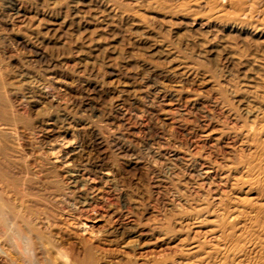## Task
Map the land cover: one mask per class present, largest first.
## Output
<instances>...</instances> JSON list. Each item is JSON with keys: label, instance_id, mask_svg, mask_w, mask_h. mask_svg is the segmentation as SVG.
Returning <instances> with one entry per match:
<instances>
[{"label": "rangeland", "instance_id": "1", "mask_svg": "<svg viewBox=\"0 0 264 264\" xmlns=\"http://www.w3.org/2000/svg\"><path fill=\"white\" fill-rule=\"evenodd\" d=\"M92 1L93 0H0V90H3V87H5V90H3L4 92L7 90L5 92L6 95L1 93L3 91L0 92V101L3 102H0V110H5L6 112L9 110L7 114L4 112L0 114V123L3 121L6 126H12H7L10 130L0 134V140L2 141V144L0 141L2 145H0V157L2 158L0 159H5L3 160L5 163L0 160V164L3 166H0V169H5L8 174H12L14 171L12 177L16 182L24 183L32 192L35 190L37 191V193L36 191L33 192L36 198L35 204H37L36 207L35 204L33 207L38 208V213L41 212L35 215L38 217V219L37 217L35 218V226L38 224L40 227L37 225L36 229L38 228V230L35 229L37 232L35 231V234H32L30 246L33 248L38 259L45 261V264L51 263V260H48L49 262L45 260L49 258V255L51 259V254L55 257H53L54 259L52 258V261L54 260L56 262H52L53 264H74V262L75 264H81L84 256L87 257L82 261V263L85 262L84 264H91L92 262V264H124L126 262H129L126 264H132L133 261L137 264H141L150 262L152 259H159L163 255L170 254L174 250H177L179 247L177 244L186 236H194L195 238V236L199 237L204 235L202 230L205 228H202L193 221L194 209L192 206L205 202V198H201L203 193L207 196V199H210L208 200L209 204L213 205L212 202L214 199L211 198V196L214 195V191L212 190V185L214 182H219V180L217 181L216 179H220L219 177L222 176L223 172L229 168L228 163L230 162L228 161H231L232 156L241 150L240 140L239 137H237L238 134L234 132L233 135V131H237V126H239L238 123H240V121L251 119L246 109L252 107L256 103L257 95L264 90V72H261L264 71V41L258 38L256 42L257 37L253 34V31L250 30L251 26L249 25L251 23H260L259 17L255 16L256 13L253 14L254 16L252 15L253 18L250 17V19H248V22L250 20L251 23L247 22L246 25H242L233 22L228 14H226L227 16L225 14L218 15V9L216 10L212 7V12L209 6L210 4L203 3V0H190L192 3L189 0H184L183 2L181 0H176L177 2L175 0ZM180 2L184 4L181 6ZM185 4H187V6ZM178 5H180V7H178ZM194 6L198 8L196 9ZM199 8L200 10H198ZM99 9L104 12H101ZM163 9H166L167 12ZM193 10L196 12H193ZM197 10L199 12L202 11V13H198ZM203 10L204 12H210H205V14ZM133 11L137 12V16L133 14ZM188 12L190 13L188 14ZM163 13L164 15H162ZM193 13H195V16H193ZM210 13L212 15H210ZM138 14H140L141 20ZM171 15H175V17ZM168 16L170 19L172 18L171 21ZM178 17L180 21L182 20L181 23L178 21ZM206 17L209 20H207ZM225 17L229 18L225 20ZM149 18L152 19L150 20ZM157 20L161 23H157ZM198 20L201 21L202 24H200ZM237 31L240 32L238 33ZM178 32L181 33L177 35ZM247 34L249 35L248 39ZM209 35L213 36L210 37ZM239 35L241 38L238 37ZM220 36H222L225 41L222 37V39H219ZM240 39L243 42L240 41ZM248 40L250 42H248ZM199 41H201V45L198 43ZM233 41H235L240 48L237 47V44ZM218 42L221 44H218ZM204 43H206V45H204ZM223 43L226 44L223 45ZM189 44L191 46H188ZM243 45H245V47L247 46L248 52L244 50L245 47ZM163 46H165V48ZM211 46L212 49H210ZM217 47H220V52ZM225 47L231 50L225 49ZM207 48L208 50H206ZM213 48L218 49V51H214ZM39 51L45 53H42L44 55L40 58L37 56V52ZM216 54H218L219 57H216ZM213 55L215 56L212 57ZM236 55H239L241 58L239 56L236 57ZM239 58L240 61L238 60ZM42 59L44 60L42 61ZM46 59L50 61H48V67ZM216 59L218 61H216ZM258 60L263 61V63ZM55 64H57V66ZM244 64H246V66ZM154 65H156V68ZM51 66L52 68L50 69ZM146 66L153 67L154 70L150 71ZM200 66H202L203 69ZM142 67L145 68L143 69ZM255 70L257 71L255 72ZM54 71L56 72L54 73ZM169 71L171 73L175 71V73H167ZM165 72L167 74H165ZM48 73L65 81L67 83L66 86L58 87L53 84L51 85L48 82ZM153 73L155 74L154 76ZM31 75H33V77ZM251 75L254 80L256 78L255 81L252 78L248 79V76L251 77ZM261 75L263 78L260 77ZM31 80L34 83L31 82ZM45 82L48 84H45ZM223 82L225 84H223ZM244 82L248 84H244ZM39 84L41 87L37 88ZM34 85H36L35 88ZM253 85L255 87H253ZM46 87L48 89H46ZM253 88L256 89L252 90ZM250 90L251 93H249ZM15 91L17 93H14ZM48 91H50V93ZM45 92L49 93V96ZM19 95H21V102ZM226 95L230 98L226 97ZM231 95H233V97ZM27 96L30 97L28 98ZM189 96L194 97L190 98ZM147 97L149 101L150 99L153 100L150 102L152 104L154 103L155 107H158L154 108V104L148 103L149 101L146 100ZM242 98H246L245 101ZM167 100L169 104L165 103ZM194 101L198 104H192ZM4 102L6 104H4ZM114 102H117L116 107L121 106L120 108L122 109L116 108ZM201 102L202 104H200ZM211 102L214 105L211 104ZM246 102L248 103L245 105ZM24 103L26 105H24ZM199 104L205 106L201 107ZM234 104H236V106ZM181 105H183V107ZM196 105L203 109H198ZM10 106L13 108L8 109ZM27 106L28 108H26ZM179 106L180 109H178ZM207 106L210 107L209 111L206 109ZM195 107H197V109ZM243 107L246 109L244 110ZM241 108L243 110H241ZM161 109H163V111ZM169 109L172 113H169ZM159 110L161 111L159 112ZM173 110L175 111L173 112ZM183 110H186V113H184ZM189 110L192 111L190 112ZM180 112L183 113L181 114ZM192 113H194V115ZM206 113L210 114L208 115ZM8 114L11 116H8ZM165 115L167 116L165 117ZM178 117H180V120ZM182 123H185L184 125L186 126L184 127ZM180 124L182 127H178ZM13 127L17 129L14 130ZM212 127L215 131H212ZM77 128H81L84 133L77 130ZM219 130L222 132H219ZM9 131L12 133L10 134ZM200 133H202V135ZM12 134L16 135L13 136ZM209 134H211V136H208ZM214 134H216V138L220 137V139H215V136L213 137ZM225 136L227 138H224ZM60 137L65 140L68 139L70 142L75 140V142L80 144L81 149L83 148L82 152L85 159L89 155L87 158L88 160H84V163L86 162L84 165L76 166L79 168L81 167L76 173L79 175L81 174V177L86 175L84 178H87L85 179L86 187L83 188L85 191L83 196L86 199L89 198L87 200L89 205L84 206L85 209L79 204L82 196L80 197L78 193L76 194L75 192L72 194L70 193L71 191L68 192L66 186L68 183L66 182H68L69 176L65 170L60 168V166L58 167L56 163L51 165L47 163V156L45 154H49V146L51 147L52 145L55 147L56 140L57 138L58 140L61 139ZM49 140H51V142L53 141V143H49ZM4 144L6 147L9 145L8 147L10 148H5ZM232 145H234L236 149L234 146L232 147ZM229 150H231V152H229ZM177 156L183 161H180V158ZM94 164L105 169L107 168L110 171V178L112 180H107L110 184L102 178V174L100 175ZM204 164L208 166L206 167ZM223 168L224 170L220 172L219 169ZM201 169L204 171L208 169V171L204 173L205 176H203V179L198 175ZM75 171L72 172L74 173ZM37 173L38 175H35ZM14 174L17 177H15ZM197 175L199 178L196 177ZM19 177H26V179H21ZM87 180L91 181L87 182ZM210 181H212V184ZM103 182L106 185L103 184ZM209 183L210 186H207ZM200 185L202 188L199 187ZM92 187L94 188L91 189ZM45 188L46 190H42ZM89 189L91 190L89 191ZM183 192L185 193L183 194ZM197 192L199 194H197ZM9 193V191H6L5 196H8ZM193 193L197 197L193 198ZM8 197L14 199L12 193H10ZM195 198H199V200ZM77 200L79 201L77 202ZM14 201H16L15 204H20L16 198L11 201V203L13 204ZM40 201L43 205L39 203ZM18 204L16 206L20 207ZM58 204H60L59 207H57ZM44 211L46 212L44 213ZM79 211L80 213L78 214L80 217L77 214ZM87 215L89 216L87 217ZM39 217L42 218V220ZM43 218L46 219L47 222ZM195 224L197 226H195ZM41 226L45 229H41ZM183 235L184 237H182ZM33 238H35V240H33ZM35 242L36 246L34 245ZM12 244V248L9 247L11 248L9 250L15 249L14 241ZM173 244H175V247ZM35 248H38L40 253H37L38 249ZM88 251L91 252H89V256H87ZM49 252L51 253L49 254ZM39 255L41 257H39ZM89 257L90 262H87Z\"/></svg>", "mask_w": 264, "mask_h": 264}, {"label": "bare ground", "instance_id": "2", "mask_svg": "<svg viewBox=\"0 0 264 264\" xmlns=\"http://www.w3.org/2000/svg\"><path fill=\"white\" fill-rule=\"evenodd\" d=\"M93 1H95V0H93ZM92 1V2H93ZM102 1V0H101ZM100 1V2H101ZM158 1V0H157ZM168 1V0H167ZM170 1V0H169ZM176 1V0H175ZM178 1V0H177ZM176 1V2H177ZM182 2L184 1V0H181ZM186 1H188V0H186ZM185 1V2H186ZM190 1V0H189ZM192 1V0H191ZM190 1V2H191ZM197 1H199V0H197ZM202 1V0H201ZM204 2L203 3H205V4H210L209 6H210V8H211V11L213 10V8H215L216 10L218 9L219 11H218V15H222V14H228L229 15V17H231V19L233 20V22H237L238 24H242V25H246V23L248 22V19H250V17H252V15L254 14V13H256V15L255 16H257V17H259V21H260V23L259 24H252L251 23V21L249 20V22L251 23L249 26H251L250 27V30L251 31H253V34L254 35H256V42H257V39L258 38H261V40H263L264 41V0H203ZM81 2V1H80ZM194 2V1H193ZM87 3V2H86ZM97 3V2H96ZM104 3V2H103ZM108 3H110V2H108ZM160 3V2H159ZM174 3V2H173ZM192 3V2H191ZM190 3V4H191ZM71 4V3H70ZM95 4V3H94ZM99 4V3H98ZM101 4V3H100ZM157 4V3H156ZM172 4V3H171ZM178 4H179V2H178ZM184 4V3H183ZM183 4H181V2H180V5L182 6ZM189 4V5H190ZM197 4V3H196ZM200 4V3H199ZM86 5V4H85ZM102 5V4H101ZM107 5V4H106ZM115 5V4H114ZM113 5V6H114ZM180 5H178V7H180ZM186 6H187V4H185ZM201 5H202V3H201ZM169 6V5H168ZM175 6V5H174ZM173 6V7H174ZM176 6H177V4H176ZM175 6V7H176ZM205 6V5H204ZM91 7V6H90ZM98 7V6H97ZM112 7V6H111ZM195 7V6H194ZM200 7V6H199ZM202 7H203V5H202ZM201 7V8H202ZM213 7V8H212ZM112 8H114V7H112ZM140 8H142V7H140ZM162 8V7H161ZM161 8H160V10H161ZM168 8V7H167ZM185 8H187V7H185ZM196 9L198 8V7H195ZM207 8H208V6H207ZM90 9V8H89ZM88 9V10H89ZM92 9V8H91ZM172 9V8H171ZM174 9V8H173ZM184 9V8H183ZM194 9V8H193ZM204 9V8H203ZM92 10H94V9H92ZM100 10V9H99ZM133 10V9H132ZM163 10H165L166 11V9H163ZM177 10V9H176ZM179 10V9H178ZM198 10H200V8L198 9ZM197 10V11H198ZM205 10V9H204ZM204 10H203V12H204ZM101 11V10H100ZM103 11V10H102ZM101 11V12H102ZM134 11H138V10H134ZM133 11V12H134ZM187 11V10H186ZM188 11H189V8H188ZM195 10H193V12H194ZM104 12V11H103ZM110 12V11H109ZM115 12V11H114ZM145 12V11H144ZM167 12V11H166ZM192 12V11H191ZM196 12V11H195ZM206 12V11H205ZM204 12V13H205ZM208 12H210V11H208ZM208 12H206V13H208ZM213 12V11H212ZM136 13L137 12H134L133 14L135 15V16H137L136 15ZM190 12H188V14H189ZM198 13H202V11L201 12H199L198 11ZM197 13V14H198ZM205 13V14H206ZM98 14V13H97ZM132 14V13H131ZM166 14V13H165ZM179 14H180V12H179ZM182 14H183V12H182ZM192 14V13H191ZM194 15L193 16H195V13H193ZM91 15H93V14H91ZM140 14H138V17H139V19L141 18L140 16H139ZM162 15H164V13L162 14ZM177 15V14H176ZM210 15H212L211 13H210ZM215 15V14H214ZM224 15V16H225ZM120 16V15H119ZM148 16V15H147ZM149 16H151V15H149ZM172 16V15H171ZM197 16V15H196ZM201 16V15H200ZM204 16V15H203ZM227 16V15H226ZM254 16V15H253ZM107 17H109V16H107ZM137 17V18H138ZM145 17V16H144ZM151 17H153V16H151ZM167 17V16H166ZM165 17V18H166ZM172 17H175V15H173ZM187 17H188V15H187ZM198 17V16H197ZM209 17V16H208ZM215 17V16H214ZM214 17H213V20H214ZM217 17V16H216ZM229 17H225V20L226 19H228ZM104 18V17H103ZM155 18V17H154ZM168 18H169V16H168ZM177 18V17H176ZM179 18V17H178ZM190 18V17H189ZM192 18V17H191ZM204 18V17H203ZM209 18H212V17H209ZM224 18V17H223ZM253 18V17H252ZM255 18V17H254ZM150 19V18H149ZM152 19V18H151ZM150 19V20H151ZM170 19V18H169ZM174 19V18H173ZM206 19H207V17H206ZM216 19H219V18H216ZM216 19H215V21H216ZM257 19V18H256ZM6 20V19H5ZM135 20V19H134ZM141 20V19H140ZM143 20V19H142ZM147 20V19H146ZM167 20V19H166ZM166 20H164V21H166ZM172 20V18L170 19V21ZM178 20V19H177ZM185 20H187V19H185ZM189 20V19H188ZM192 20V19H191ZM201 20V19H200ZM207 20H209V19H207ZM230 20V19H229ZM169 21V22H170ZM178 21H180V18H179V20ZM182 21V20H181ZM181 21H180V23H181ZM224 21V20H223ZM222 21V22H223ZM258 21V20H257ZM8 22V21H7ZM168 22V23H169ZM176 22V21H175ZM187 22V21H186ZM186 22H184V23H186ZM188 22H190V21H188ZM193 22H195V21H193ZM198 22L200 23V24H202L201 23V21H199L198 20ZM203 22H205V21H203ZM210 22V21H209ZM214 22V21H213ZM229 22V21H228ZM248 22V23H249ZM138 23V22H137ZM157 23H159V21L157 20ZM161 23V22H160ZM159 23V24H160ZM197 23V22H196ZM215 23V22H214ZM219 23V22H218ZM224 23V22H223ZM255 23V22H254ZM158 24V25H159ZM173 24V23H172ZM177 24H178V22H177ZM219 24H221V23H219ZM237 24V25H238ZM197 25H199V24H197ZM164 26V25H163ZM235 26H236V24H235ZM159 27V26H158ZM165 27V26H164ZM198 27V26H197ZM200 27V26H199ZM202 27V26H201ZM220 27H221V25H220ZM219 27V28H220ZM165 28H167V27H165ZM164 28V29H165ZM213 28H216V27H213ZM231 28H232V26H231ZM185 29V28H184ZM238 29V28H237ZM243 29H245V28H243ZM248 29V28H247ZM145 30V29H144ZM197 30V29H196ZM199 30H200V28H199ZM198 30V31H199ZM219 30V29H218ZM231 30V29H230ZM235 30V29H234ZM246 30V29H245ZM201 31V30H200ZM199 31V32H200ZM163 32H164V30H163ZM182 32V31H181ZM181 32H178V34L177 35H179V33H181ZM188 32V31H187ZM238 32V31H237ZM240 32V31H239ZM238 32V33H239ZM244 32V31H243ZM250 32V31H249ZM184 33V32H183ZM201 33V32H200ZM202 33H204V32H202ZM234 34L236 33V32H233ZM232 33V34H233ZM205 34V33H204ZM237 34V33H236ZM250 34V33H249ZM181 35V34H180ZM193 35V34H192ZM195 35V34H194ZM213 35H215V34H213ZM212 35V36H213ZM229 35V34H228ZM244 35V34H243ZM140 36V35H139ZM175 36V35H174ZM187 36V35H186ZM185 36V37H186ZM204 36V35H203ZM210 36V35H209ZM212 36H210V37H212ZM225 36V35H224ZM237 36V35H236ZM248 34H247V39H248ZM177 37V36H176ZM194 37V36H193ZM206 37H208V36H206ZM222 36H220V38L219 39H222L221 38ZM232 37V36H231ZM238 37H240L241 38V36L239 35ZM237 37V38H238ZM199 38V37H198ZM209 38V37H208ZM214 38H215V36H214ZM217 38V37H216ZM246 38V37H245ZM250 38V37H249ZM252 38V37H251ZM200 39V38H199ZM206 39V38H205ZM213 39V38H212ZM229 39V38H228ZM243 39V38H242ZM254 39V38H253ZM144 40V39H143ZM157 40V39H156ZM177 40V39H176ZM194 40V39H193ZM223 40H224V38H223ZM233 40V39H232ZM244 40V39H243ZM250 40H252V39H250ZM260 40V39H259ZM260 40V41H261ZM22 41H25V40H22ZM220 41V40H219ZM225 41V40H224ZM240 41H242L241 39H240ZM253 41V40H252ZM255 41V40H254ZM262 41V42H263ZM20 42V41H19ZM26 42V41H25ZM24 42V43H25ZM174 42V41H173ZM185 42V41H184ZM200 42L201 41H199L198 43L200 44ZM210 42H211V39H210ZM223 42V41H222ZM233 42H235V41H233ZM243 42V41H242ZM248 42H250L249 40H248ZM247 42V43H248ZM160 43V42H159ZM178 43H180V42H178ZM177 43V44H178ZM187 43V42H186ZM209 43V42H208ZM228 43V42H227ZM230 43V42H229ZM214 44H216V43H214ZM218 44H221V43H219L218 42ZM226 43H223V45H225ZM233 44V43H232ZM235 44H237L236 42H235ZM240 44H242V43H240ZM244 44V43H243ZM249 44H251V43H249ZM253 44H254V42H253ZM259 44V43H258ZM258 44H256V45H258ZM261 44V43H260ZM174 45H176V44H174ZM184 45H185V43H184ZM201 45V44H200ZM204 45H206V43H204ZM211 45V44H210ZM188 46H191L190 44L188 45ZM213 46H215V45H213ZM244 47H245V45H243ZM259 46V45H258ZM148 47V46H147ZM164 48H165V46H163ZM192 47H194V46H192ZM205 47V46H204ZM207 47V46H206ZM237 47H239L238 46V44H237ZM244 47H242V48H244ZM247 47V46H246ZM244 48V50H246L247 51V48ZM249 47V46H248ZM168 48V47H167ZM182 48V47H181ZM183 48H184V46H183ZM218 48V47H217ZM227 47H225V49H226ZM233 48V47H232ZM240 48V47H239ZM255 48V47H254ZM185 49V48H184ZM193 49V48H192ZM210 49H212V46H211V48ZM209 49V50H210ZM214 49V51H218V49H219V52H220V47L218 48V49H215V48H213ZM228 49V48H227ZM236 49V48H235ZM33 50V49H32ZM31 50V51H32ZM206 50H208V48L206 49ZM228 50H231V49H228ZM2 51V50H1ZM35 51V50H34ZM36 51H37V49H36ZM35 51V52H36ZM42 51V50H41ZM212 51V50H211ZM222 51V50H221ZM236 51V50H235ZM252 51H254V50H252ZM264 51V50H263ZM223 52V51H222ZM237 52H239V51H237ZM245 52V51H244ZM248 52V51H247ZM259 52V51H258ZM42 53H44V52H42ZM40 51L39 52H37V56L40 58V57H42V55H44V54H42ZM155 53V52H154ZM200 53V52H199ZM212 53V52H211ZM214 53V52H213ZM197 54V53H196ZM201 54V53H200ZM228 54H231V53H228ZM36 55V54H35ZM208 55H211V54H208ZM220 55H222V54H220ZM244 55V54H243ZM253 55V54H252ZM215 55H213L212 57H214ZM223 56H224V54H223ZM223 56H221V57H223ZM237 56H239V55H236V57ZM245 56H246V54H245ZM248 56V55H247ZM3 57V56H2ZM216 57H219L218 56V54H216ZM232 57V56H231ZM240 57V56H239ZM243 57V56H242ZM250 57V56H249ZM6 58V57H5ZM48 58V57H47ZM172 58H173V56H172ZM199 58V57H198ZM211 58V57H210ZM229 58V57H228ZM241 58V57H240ZM240 58L238 59L239 61H240ZM248 58V57H247ZM255 58H256V56H255ZM254 58V59H255ZM259 58H261V57H259ZM259 58H257V59H259ZM1 59V58H0ZM149 59V58H148ZM212 59V58H211ZM210 59V60H211ZM233 59V58H232ZM234 59H236V58H234ZM253 59V60H254ZM44 59H42V61H43ZM170 60V59H169ZM213 60V59H212ZM211 60V61H212ZM214 60H215V58H214ZM225 60H226V58H225ZM224 60V61H225ZM242 60V59H241ZM46 61H47V59H46ZM49 61V60H48ZM48 61L46 62L47 63V67H48ZM203 61V60H202ZM216 61H218L217 59H216ZM215 61V62H216ZM222 61V60H221ZM248 61V60H247ZM259 61V60H258ZM258 61H257V63H258ZM50 62V61H49ZM143 62V61H142ZM166 62V61H165ZM214 62V61H213ZM233 62V61H232ZM238 62V61H237ZM245 62V61H244ZM249 62V61H248ZM255 62V61H254ZM259 62H262L263 63V61H259ZM54 63V62H53ZM167 63V62H166ZM203 63H205V62H203ZM242 63V62H241ZM256 63V62H255ZM261 63V64H262ZM31 64V63H30ZM140 64H142V63H140ZM143 64H144V62H143ZM208 64V63H207ZM229 64H231V63H229ZM239 64H240V62H239ZM243 64V63H242ZM247 64V63H246ZM246 64H244L245 66H246ZM259 64V63H258ZM38 65V64H37ZM52 65V64H51ZM56 66H57V64H55ZM146 65H149V64H146ZM157 65V64H156ZM156 65H154L155 66V68H156ZM165 65V64H164ZM200 65V64H199ZM260 65V64H259ZM54 66V65H53ZM138 66V65H137ZM140 66V65H139ZM198 66V65H197ZM240 66V65H239ZM146 67H148V66H146ZM201 68H202V66H200ZM7 68V67H6ZM52 68V66L50 67V69ZM55 68V67H54ZM136 68V67H135ZM143 68V67H142ZM145 68V67H144ZM143 68V69H144ZM162 68V67H161ZM205 68H207V67H205ZM259 68V67H258ZM263 68H264V66H263ZM1 69V68H0ZM4 69V68H3ZM141 69V68H140ZM171 69H173V68H171ZM170 69V70H171ZM184 69V68H183ZM203 69V68H202ZM210 69V68H209ZM242 69V68H241ZM244 69V68H243ZM249 69H250V67H249ZM252 69H253V67H252ZM47 70V69H46ZM146 70V69H145ZM144 70V71H145ZM148 70H150V71H153L154 70V68L153 67H148ZM155 70H157V69H155ZM166 70H169V69H166ZM226 70V69H225ZM258 70V69H257ZM257 70H255V72L257 71ZM23 71V70H22ZM49 71V70H48ZM158 71V70H157ZM162 71V70H161ZM161 71H160V74H161ZM176 71V70H175ZM175 71L174 72H172V73H175ZM189 71V70H188ZM212 71H213V69H212ZM218 71V70H217ZM216 71V72H217ZM243 71H247V70H243ZM249 71H253V70H249ZM261 71V70H260ZM51 72H53V71H51ZM56 71H54V73H55ZM109 72V71H108ZM149 72V71H148ZM147 72V73H148ZM177 72V71H176ZM178 72H181V71H178ZM183 72V71H182ZM201 72V71H200ZM209 72V71H208ZM215 72V73H216ZM261 72H264V71H261ZM43 73V72H42ZM47 73V72H46ZM58 73V72H57ZM56 73V74H57ZM61 73V72H60ZM149 73H151V72H149ZM163 73V72H162ZM167 73H170V74H172L170 71L169 72H167ZM166 72H165V74H167ZM185 73V72H184ZM231 73H234V72H231ZM24 74V73H23ZM62 74V73H61ZM156 74H157V72H156ZM165 74H162V75H165ZM180 74V73H179ZM203 74V73H202ZM242 74V73H241ZM263 74V73H262ZM44 75V74H43ZM48 82L52 85H55V86H66V82L65 81H63V80H61L60 78H58V77H56L55 75H52V74H49L48 73ZM59 75V74H58ZM57 75V76H58ZM151 75V74H150ZM155 74L153 73V76H154ZM174 75V74H173ZM216 75V74H215ZM218 75V74H217ZM257 75V74H256ZM30 76V75H29ZM32 77H33V75H31ZM134 76V75H133ZM170 76H172V75H170ZM169 76V77H170ZM182 76V75H181ZM183 76H184V74H183ZM188 76V75H187ZM241 76H243V75H241ZM250 76V75H249ZM248 76V79L249 78H252L253 80H254V78L252 77V75H251V77H249ZM254 76V75H253ZM257 76H259V75H257ZM24 77H25V75H24ZM27 77V76H26ZM174 77V76H173ZM211 77H212V75H211ZM260 77H262V75L260 76ZM29 78H31V77H29ZM61 78H63V77H61ZM189 78V77H188ZM224 78V77H223ZM222 78V79H223ZM263 78V77H262ZM261 78V79H262ZM142 79V78H141ZM171 79V78H170ZM179 79V78H178ZM181 79V78H180ZM208 79V78H207ZM247 79V80H248ZM11 80V79H10ZM190 80V79H189ZM203 80V79H202ZM227 80V79H226ZM255 80H256V78H255ZM254 80V81H255ZM263 80V79H262ZM1 81H3V80H1ZM12 81V80H11ZM30 81V80H29ZM67 81V80H66ZM215 81H216V79H215ZM249 81V80H248ZM260 81V80H259ZM31 82H33L32 80H31ZM69 82V81H68ZM140 82V81H139ZM251 82V81H250ZM4 83V82H3ZM34 83V82H33ZM74 83V82H73ZM176 83V82H175ZM232 83V82H231ZM261 83V82H260ZM259 83V84H260ZM264 83V82H263ZM45 84H48V83H46L45 82ZM68 84H70V83H68ZM156 84V83H155ZM223 84H225L224 82H223ZM244 84H248L247 82L245 83L244 82ZM255 84H256V82H255ZM254 84V85H255ZM38 85V84H37ZM154 85V84H153ZM176 85V84H175ZM234 85V84H233ZM243 85V84H242ZM253 85V87H255ZM31 86H32V83H31ZM30 86V87H31ZM35 86L36 85H34V88H35ZM42 86H43V84H42ZM44 86H48V85H44ZM54 86V87H55ZM73 86V85H72ZM132 86V85H131ZM158 86V85H157ZM160 86V85H159ZM212 86V85H211ZM235 86H236V84H235ZM235 86H233V87H235ZM240 86H241V84H240ZM244 86V85H243ZM248 86V85H247ZM259 86V85H258ZM261 86V85H260ZM39 87H41V85L39 84V86L37 87V88H39ZM116 87V86H115ZM148 87V86H147ZM150 87V86H149ZM152 87V86H151ZM223 87V86H222ZM226 87V86H225ZM224 87V88H225ZM237 87H238V85H237ZM262 87V86H261ZM4 89L3 90H5V87H3ZM28 88V87H27ZM27 88H25V89H27ZM43 88H45V87H43ZM77 88V87H76ZM98 88V87H97ZM168 88V87H167ZM241 88V87H240ZM243 88V87H242ZM256 88H257V86H256ZM255 88V89H256ZM8 89V88H7ZM46 89H48L47 87H46ZM46 89H43V90H46ZM51 89V88H50ZM63 89V88H62ZM158 89V88H157ZM162 89V88H161ZM160 89V90H161ZM179 89V88H178ZM177 89V90H178ZM194 89V88H193ZM254 88L252 89V90H255ZM3 90H0V92L1 91H3ZM12 90V89H11ZM30 90V89H29ZM39 90H41V89H39ZM66 90V89H65ZM131 90V89H130ZM137 90V89H136ZM142 90V89H141ZM230 90V89H229ZM261 90H262V88H261ZM7 91V90H6ZM5 91V92H6ZM17 91V90H16ZM14 92V93H17V92ZM22 91V90H21ZM30 91H32V90H30ZM35 91H36V89H35ZM42 91V90H41ZM52 91V90H51ZM57 91V90H56ZM138 91V90H137ZM156 91V90H155ZM167 91H169V90H167ZM225 91V90H224ZM226 91H227V88H226ZM249 91V90H248ZM4 92V91H3ZM3 92H1L3 95H6V93L4 94ZM23 92V91H22ZM25 92V91H24ZM26 92H27V90H26ZM39 92V91H38ZM37 92V93H38ZM49 93H50V91H48ZM161 92H163V91H161ZM165 92V91H164ZM172 92V91H171ZM208 92V91H207ZM223 92V91H222ZM240 92V91H239ZM239 92H237V93H239ZM256 92V91H255ZM20 93V92H19ZM29 93H32V92H29ZM28 93V94H29ZM44 93V92H43ZM46 93V92H45ZM49 93H46V94H48V96H49ZM127 93V92H126ZM152 93V92H151ZM166 93V92H165ZM164 93V94H165ZM170 93V92H169ZM173 93V92H172ZM172 93H171V97H172ZM213 93V92H212ZM235 93V92H234ZM249 93H251V90H250V92ZM257 93V92H256ZM21 94V93H20ZM41 94H42V92H41ZM58 94V93H57ZM134 94V93H133ZM168 94V93H167ZM220 94V93H219ZM254 94V93H253ZM22 95V94H21ZM21 95H19V97L21 96ZM25 95V94H24ZM31 95H33V94H31ZM37 95V94H36ZM40 95V94H39ZM44 95V94H43ZM85 95V94H84ZM147 95V94H146ZM153 95V94H152ZM229 95V94H228ZM228 95H226V97H228ZM251 95V94H250ZM23 96V95H22ZM42 96V95H41ZM47 96V95H46ZM52 96H53V93H52ZM112 96V95H111ZM121 96V95H120ZM170 96V95H169ZM175 96V95H174ZM206 96V95H205ZM230 96V95H229ZM232 97H233V95H231ZM236 96V95H235ZM256 96V95H255ZM24 97V96H23ZM26 97V96H25ZM28 97V96H27ZM30 97V96H29ZM28 97V98H29ZM32 97V96H31ZM45 97V96H44ZM63 97V96H62ZM82 97V96H81ZM185 97V96H184ZM190 97V96H189ZM191 97H194V96H191ZM190 97V98H191ZM219 97V96H218ZM246 97V96H245ZM5 98V97H4ZM42 98V97H41ZM47 98V97H46ZM77 98V97H76ZM80 98V97H79ZM120 98H122V97H120ZM139 98V97H138ZM141 98V97H140ZM188 98V97H187ZM228 98H230V97H228ZM249 98V97H248ZM252 98V97H251ZM53 99V98H52ZM72 99V98H71ZM170 99V98H169ZM183 99V98H182ZM185 99V98H184ZM243 99V98H242ZM245 99L246 98H244L243 100L245 101ZM253 99V98H252ZM21 97H20V102H21ZM48 100V99H47ZM51 100V99H50ZM57 100V99H56ZM55 100V101H56ZM146 100H148V97L146 98ZM152 99H150V101H151ZM159 100H160V98H159ZM188 100V99H187ZM187 100H186V102H187ZM52 101V100H51ZM149 101V100H148ZM148 102V103H151V102ZM153 101V100H152ZM156 101V100H155ZM158 101V100H157ZM161 101V100H160ZM204 101V100H203ZM206 101V100H205ZM213 101V100H212ZM234 101V100H233ZM241 101V100H240ZM248 101V100H247ZM252 101H254V100H252ZM1 103H3L2 101H0ZM23 102V101H22ZM25 102H28V101H25ZM34 102V101H33ZM36 102V101H35ZM85 102V101H84ZM119 102V101H118ZM185 102V103H186ZM192 102V101H191ZM196 101H194L192 104H198V103H195ZM231 102H232V100H231ZM238 102H239V100H238ZM29 103H30V101H29ZM100 103V102H99ZM115 103V102H114ZM120 103V102H119ZM155 103H158V102H155ZM165 103H167V104H169V102H168V100H167V102L165 101ZM190 103V102H189ZM204 103V102H203ZM216 103V102H215ZM234 103V102H233ZM240 103V102H239ZM248 102H246L245 103V105L247 104ZM4 104H6L5 102H4ZM18 104H19V102H18ZM32 104V103H31ZM36 104V103H35ZM51 104V103H50ZM116 104H117V102L115 103V107H116ZM152 104V103H151ZM154 104V103H153ZM152 104V105H153ZM183 104V103H182ZM200 104H202V102L200 103ZM199 104V106H201ZM211 104H213L212 102H211ZM244 104V103H243ZM22 105V104H21ZM24 105H26L25 103H24ZM52 105V104H51ZM159 105V104H158ZM160 105H161V102H160ZM177 105V104H176ZM185 105V104H184ZM189 105V104H188ZM214 105V104H213ZM223 105V104H222ZM235 106H236V104H234ZM238 105V104H237ZM242 105V104H241ZM9 106V105H8ZM36 106V105H35ZM61 106V105H60ZM149 106V105H148ZM151 106V105H150ZM149 106V107H150ZM182 107H183V105H181ZM190 106V105H189ZM195 106V105H194ZM197 107H198V105H196ZM202 106H205V105H202ZM201 106V107H202ZM210 106V105H209ZM248 106H250V105H248ZM5 107V106H4ZM7 107V106H6ZM115 107H113V108H115ZM118 108H120L119 106H117ZM116 107V108H117ZM139 107V106H138ZM152 107V106H151ZM156 107H158V106H156ZM155 107V104H154V108H156ZM159 107H161V106H159ZM181 107V108H182ZM186 107H188V106H186ZM192 107H193V105H192ZM197 107H195L196 109H197ZM208 107V106H207ZM206 107V109H208V111H209V108L210 107H212V106H210V107H208L207 108ZM225 107H227V106H225ZM9 108H11V106L10 107H8V109ZM13 108V107H12ZM11 108V109H12ZM17 108V107H16ZM26 108H28V106L26 107ZM31 108V107H30ZM33 108H34V105H33ZM32 108V109H33ZM88 108V107H87ZM96 108V107H95ZM165 108V107H164ZM200 107H198V109H199ZM205 108V107H204ZM231 108V107H230ZM7 109V110H8ZM91 109V108H90ZM100 109V108H99ZM120 109H122V108H120ZM140 109V108H139ZM178 109H180V106H179V108ZM184 109V108H183ZM189 109V108H188ZM200 109H203V108H200ZM236 109V108H235ZM238 109V108H237ZM243 109H244V107H243ZM242 108H241V110H243ZM246 109V108H245ZM244 109V110H245ZM29 110V109H28ZM74 110V109H73ZM97 110V109H96ZM145 110V109H144ZM153 110H156V109H153ZM153 110H152V112H153ZM162 111H163V109H161ZM161 110H159V112L161 111ZM165 110H167V109H165ZM170 110V109H169ZM226 110V109H225ZM229 110V109H228ZM231 110H232V108H231ZM240 110V109H239ZM1 111V110H0ZM32 111V110H31ZM104 111V110H103ZM145 111H147V110H145ZM157 111V110H156ZM175 110H173V112H174ZM184 111V110H183ZM190 111V110H189ZM192 111V110H191ZM190 111V112H191ZM237 111V110H236ZM3 112L5 113V114H7V112H9V110L6 112L5 110H3V111H1L0 112V114L2 113L3 114ZM125 112V111H124ZM124 112H122V113H124ZM132 112V111H131ZM130 112V113H131ZM166 112V111H165ZM168 112V111H167ZM178 112V111H177ZM200 112V111H199ZM239 112V111H238ZM246 112L249 114V117H251V119L250 120H243V121H240V123H238L239 124V126H237L238 128H237V131H233V135H234V132L236 133L237 132V134H238V136L237 137H239V142H240V146H241V150L237 153V154H234L233 156H232V159H231V161H228V162H230V163H228V169H226L224 172H223V174H222V176L221 177H219L220 179H216L217 181L219 180V182L218 183H215L214 182V184L212 185L213 186V191H214V195H212V196H214V197H212L211 196V198H213L214 199V201L212 202L213 203V205L212 204H209V201L208 200H210V199H207V196H205V194L203 193V195L201 196V198H205V202H203V203H200V204H198V205H195V206H192V205H190V206H192L193 207V209H194V217H193V221H195L196 222V224H198V225H200L202 228H205L204 230H202L203 232H204V235H202V236H199V237H196L195 236V238H194V236L192 237V236H189V237H192V238H189L188 236H186V237H184V235L182 236V237H184V238H182L181 239V241H180V243L179 244H177V245H179V247H178V249L177 250H174L172 253H170V254H166V255H163L162 257H160L159 259H155V260H153L152 259V261H150V262H146V263H141V264H264V90H262L258 95H257V97H256V103L252 106V107H248L247 109H246ZM12 113V112H11ZM13 113H14V111H13ZM17 113H19V112H17ZM16 113V114H17ZM126 113V112H125ZM129 113V114H130ZM169 113H172L171 112V110H170V112ZM176 113V112H175ZM181 114L183 113V112H180ZM184 113H186V110L184 111ZM188 113V112H187ZM195 113V112H194ZM194 113H192L193 115H194ZM203 113V112H202ZM237 113V112H236ZM247 113H246V115H247ZM115 114V113H114ZM164 114V113H163ZM174 114V113H173ZM206 114H208V113H206ZM210 114V113H209ZM208 114V115H209ZM219 114V113H218ZM228 114V113H227ZM238 114V113H237ZM10 114H8V116H9ZM21 115V114H20ZM184 115H186V114H184ZM205 115V114H204ZM207 115V116H208ZM11 116V115H10ZM18 116V115H17ZM164 116V115H163ZM167 115H165V117H166ZM178 116H180V115H178ZM183 116V115H182ZM206 116V115H205ZM204 116V117H205ZM240 116V115H239ZM123 117V116H122ZM128 117V116H127ZM133 117H134V115H133ZM172 117V116H171ZM170 117V118H171ZM197 117V116H196ZM211 117V116H210ZM226 117V116H225ZM238 117V116H237ZM248 117V116H247ZM249 117H248V119H249ZM15 118H17V117H15ZM21 118V117H20ZM119 118V117H118ZM163 118V117H162ZM169 118V117H168ZM173 118H174V116H173ZM177 118V117H176ZM175 118V119H176ZM180 117H178V119H179ZM184 118V117H183ZM193 118V117H192ZM220 118V117H219ZM18 119H19V116H18ZM206 119V118H205ZM216 119V118H215ZM241 119V118H240ZM4 120H6V119H4ZM128 120V119H127ZM170 120V119H169ZM172 120V119H171ZM180 120V119H179ZM183 120V119H182ZM186 120V119H185ZM188 120V119H187ZM50 121V120H49ZM173 121V120H172ZM171 121V122H172ZM176 121V120H175ZM199 121V120H198ZM2 123H0V134H2L3 132H6L7 130H10L7 126H9V125H7L6 126V124L5 123H3V121H1ZM5 122H7V121H5ZM11 122V121H10ZM9 122V123H10ZM13 122V121H12ZM15 122H17V121H15ZM181 122V121H180ZM179 122V123H180ZM189 122V121H188ZM166 123V122H165ZM174 123V122H173ZM199 123V122H198ZM231 123V122H230ZM17 124V123H16ZM83 124V123H82ZM164 124V123H163ZM178 124V123H177ZM183 124V123H182ZM185 124V123H184ZM183 124V125H184ZM237 124V125H238ZM32 125V124H31ZM174 125V124H173ZM234 125V124H233ZM70 126V125H69ZM79 126H81V125H79ZM85 126V125H84ZM155 126V125H154ZM181 126V124L178 126V127H180ZM186 125H184V127H185ZM230 126V125H229ZM232 126V125H231ZM9 127H12L11 125L9 126ZM15 127V126H14ZM14 127H13V129H14ZM175 127H176V125H175ZM174 127V128H175ZM182 127V126H181ZM183 127V128H184ZM189 127V126H188ZM191 127V126H190ZM234 127V126H233ZM82 128V127H81ZM78 129L77 128V130H80V131H82V129ZM85 128V127H84ZM160 128V127H159ZM193 128V127H192ZM220 128V127H219ZM226 128H227V126H226ZM12 129V130H13ZM17 129V128H16ZM16 129H14V130H16ZM74 129H75V127H74ZM86 129H87V126H86ZM201 129H203V128H201ZM230 129V128H229ZM18 130H20V129H18ZM17 130V131H18ZM29 130V129H28ZM85 130V129H84ZM160 130V129H159ZM169 130V129H168ZM211 130V129H210ZM217 130V129H216ZM223 130H225V129H223ZM23 131V130H22ZM54 131V130H53ZM70 131V130H69ZM189 131H191V130H189ZM207 131V130H206ZM212 131H215V130H213V127H212ZM221 130H219V132H220ZM10 132V134L12 133L11 131H9ZM83 132V131H82ZM218 132V131H217ZM218 132V133H219ZM222 132V131H221ZM14 133V132H13ZM15 133H17V132H15ZM70 133V132H69ZM84 133V132H83ZM89 133V132H88ZM206 133H208V132H206ZM230 133V132H229ZM77 134V133H76ZM79 134V133H78ZM92 134V133H91ZM201 135H202V133H200ZM199 134V135H200ZM205 134V133H204ZM203 134V135H204ZM226 134V133H225ZM224 134V135H225ZM13 135V134H12ZM11 135V136H12ZM16 135V134H15ZM15 135H13V136H15ZM81 135H83V134H81ZM160 135V134H159ZM220 135V134H219ZM218 135V136H219ZM222 135V134H221ZM10 136V137H11ZM27 136V135H26ZM79 136V135H78ZM195 136V135H194ZM205 136V135H204ZM208 136H211V134H209ZM215 136V139H220V137L219 138H216L217 136H216V134H214L213 135V137ZM223 136V135H222ZM226 136H228V135H226ZM224 137V138H227V137ZM1 137V136H0ZM198 137H200V136H198ZM203 137V136H202ZM230 137V136H229ZM55 138V137H54ZM59 138V137H58ZM58 138H57V140H56V144H55V142H54V144H55V147H53L52 145H51V147L49 146V149H50V151L48 152L49 154L47 155V154H45L47 157H46V159H47V163H50V165L51 164H54V163H56L57 164V166L59 167L60 166V168H62L63 170H65V172L67 173V175L69 176H67L68 177V182H66V183H68L66 186H67V188H68V192L69 191H71L70 193L72 194L73 192H75L76 194L78 193V195L81 197V200H80V203L79 204H81V206H83L82 208H84V206H88L89 205V202L87 201L88 199H86L84 196H83V194H84V189L83 188H85L86 186H85V183H86V181H85V179H87V178H84V177H81L78 173H76L80 168L79 167H76V166H82V165H84L85 163H84V160H86L88 157H89V155H88V157L85 159V156L83 155V152H82V149H81V145L80 144H78L77 142H75V140L73 141V142H70L68 139L67 140H65V139H63L62 137H60L61 139H59L58 140ZM77 138V137H76ZM81 138V137H80ZM164 138V137H163ZM234 138V137H233ZM4 139V138H3ZM51 139H53V138H51ZM197 139V138H196ZM206 139V138H205ZM232 139V138H231ZM238 139V138H237ZM5 140V139H4ZM10 140V139H9ZM12 140V139H11ZM54 140V139H53ZM82 140V139H81ZM210 140H211V138H210ZM230 140V139H229ZM235 140V139H234ZM1 141V140H0ZM14 141V140H13ZM47 141V140H46ZM45 141V142H46ZM55 141V140H54ZM83 141H84V139H83ZM200 141V140H199ZM204 141V140H203ZM206 141V140H205ZM208 141V140H207ZM214 141H216V140H214ZM49 143L51 142V140H49L48 141ZM47 142V143H48ZM46 143V144H47ZM48 143V144H49ZM51 143H53V141L51 142ZM214 143V142H213ZM217 143V142H216ZM228 143V142H227ZM1 144H2V141H1ZM0 144V145H1ZM6 144H8V143H6ZM87 144V143H86ZM202 144V143H201ZM204 144V143H203ZM232 144V143H231ZM236 144H238V143H236ZM5 145V144H4ZM15 145V144H14ZM25 145V144H24ZM115 145V144H114ZM195 145V144H194ZM223 145V144H222ZM227 145H229V144H227ZM2 146V145H1ZM9 146V145H8ZM7 146V147H8ZM117 146V145H116ZM128 146V145H127ZM211 146V145H210ZM213 146V145H212ZM234 145H232V147H233ZM237 146V145H236ZM6 147V145H5V148H7ZM22 147V146H21ZM235 147V146H234ZM239 147V146H238ZM4 148V149H5ZM8 148H10V147H8ZM24 148V147H23ZM227 148H229V147H227ZM240 148V147H239ZM103 149V148H102ZM101 149V150H102ZM199 149V148H198ZM210 149V148H209ZM235 149H236V147H235ZM5 150H7V151H9L8 149H5ZM43 150V149H42ZM46 150V149H45ZM181 150V149H180ZM195 150V149H194ZM234 150V149H233ZM83 151H85V150H83ZM88 151V150H87ZM103 151V150H102ZM198 151V150H197ZM228 151V150H227ZM236 151V150H235ZM234 151V152H235ZM237 151H238V149H237ZM236 151V152H237ZM17 152V151H16ZM229 152H231V150H229ZM88 153V152H87ZM87 153H86V155H87ZM100 153V152H99ZM176 153V152H175ZM206 153H208V152H206ZM16 154V153H15ZM89 154V153H88ZM193 154H195V153H193ZM7 155L9 156V154L7 153ZM6 155V156H7ZM128 155V154H127ZM178 155V154H177ZM223 155V154H222ZM225 155V154H224ZM84 156V157H83ZM206 156V155H205ZM97 157V156H96ZM176 157V156H175ZM178 157V156H177ZM231 157V156H230ZM1 158V157H0ZM16 158H18V157H16ZM22 158V157H21ZM178 158H180V157H178ZM214 158V157H213ZM2 159V158H1ZM0 159V160H1ZM20 159V158H19ZM90 159V158H89ZM230 159V158H229ZM228 159V160H229ZM3 160H5V159H3ZM3 160H1V161H3ZM88 160V159H87ZM86 160V161H87ZM182 159L180 158V161H181ZM23 161V160H22ZM39 161V160H38ZM95 161H97V160H95ZM167 161V160H166ZM183 161V160H182ZM199 161V160H198ZM4 163H5V161H3ZM27 162V161H26ZM187 162V161H186ZM218 162V161H217ZM25 163V162H24ZM193 163V162H192ZM204 163V162H203ZM208 163V162H207ZM223 163V162H222ZM8 164V163H7ZM6 164V165H7ZM27 164V163H26ZM41 164V163H40ZM39 164V165H40ZM56 164H55V166H56ZM102 164H103V162H102ZM175 164V163H174ZM180 164V163H179ZM202 164V163H201ZM200 164V165H201ZM226 164V163H225ZM49 165V166H50ZM98 165V164H97ZM142 165V164H141ZM140 165V166H141ZM204 165H206V167L208 166L207 164H204ZM0 166H2L1 164H0ZM52 166H54V165H52ZM56 166V167H57ZM94 166L96 167V169H98L97 171H99V173H100V175L101 176H103L102 178L103 179H105V181L106 182H108L109 183V181H107V180H112L111 178H110V171L106 168H102V167H99V166H96L95 164H94ZM189 166V165H188ZM198 166V165H197ZM210 166V165H209ZM3 167V166H2ZM1 167V168H2ZM35 167V166H34ZM105 167V166H104ZM193 167V166H192ZM200 167V166H199ZM222 167H223V165H222ZM224 167H225V165H224ZM227 167V166H226ZM10 168V167H9ZM21 168V167H20ZM83 168V167H82ZM194 168V167H193ZM201 168H202V165H201ZM12 169H14V168H12ZM11 169V170H12ZM54 169H56V168H54ZM58 169V168H57ZM95 169V168H94ZM169 169V168H168ZM171 169V168H170ZM8 170V169H7ZM21 170V169H20ZM33 170V169H32ZM53 170V169H52ZM76 170V171H75ZM183 170V169H182ZM195 170V169H194ZM197 170V169H196ZM215 170V169H214ZM221 170H224V168L223 169H219V171L221 172ZM39 171V170H38ZM72 171H75L74 173L72 172ZM83 171V170H82ZM207 171H208V169H207ZM207 171H204V170H200L199 172H198V175L200 176V177H202V179H203V176H205L204 175V173L205 172H207ZM211 171H212V169H211ZM215 171H217V170H215ZM215 171H213V172H215ZM11 172V171H10ZM14 172V171H13ZM13 172H12V174H8V172L5 170V169H0V264H45V261H41L40 259H38V257L36 256V254H35V252H34V250H33V248L30 246V243H31V237H32V234L34 233L35 234V231L36 230H38V228L36 229V227H37V225L35 226V223H36V217L37 216H35L37 213H38V211H37V209L38 208H35L36 207V205L37 204H35V201H36V198H35V194L33 193V192H35V191H33L32 192V190L28 187V186H26V185H24V183H19V182H16L14 179H13ZM23 172V171H22ZM51 172V171H50ZM81 172V171H80ZM91 172V171H90ZM173 172V171H172ZM196 172V171H195ZM39 173H41V172H39ZM56 173V172H55ZM82 173V172H81ZM89 173V172H88ZM191 173V172H190ZM211 173V172H210ZM25 174V173H24ZM23 174V175H24ZM44 174H45V172H44ZM90 174V173H89ZM178 174V173H177ZM19 175H21V174H19ZM27 175V174H26ZM25 175V176H26ZM34 175V174H33ZM35 175H38V173L37 174H35ZM66 175V174H65ZM176 175V174H175ZM189 175V174H188ZM198 175L196 176V177H198ZM14 176H15V174H14ZM22 176V175H21ZM63 176H64V174H63ZM190 176V175H189ZM220 176V175H219ZM15 177H17V176H15ZM23 177V176H22ZM87 177H89V176H87ZM100 177V176H99ZM176 177V176H175ZM19 178H21V177H19ZM18 178V179H19ZM25 179H26V177H24ZM24 178H21V179H24ZM37 178V177H36ZM163 178V177H162ZM199 178V177H198ZM206 178V177H205ZM218 178V177H217ZM33 179V178H32ZM35 179V178H34ZM57 179V178H56ZM67 179V178H66ZM89 179V178H88ZM201 179V178H200ZM201 179V180H202ZM20 180V179H19ZM18 180V181H19ZM27 180H28V178H27ZM26 180V181H27ZM44 180V179H43ZM45 180H46V178H45ZM65 180V179H64ZM117 180V179H116ZM20 181H22V180H20ZM39 181V180H38ZM59 181V180H58ZM91 181V180H90ZM89 180H87V182H90ZM186 181V180H185ZM215 181V180H214ZM24 182H25V180H24ZM50 182V181H49ZM55 182V181H54ZM187 182V181H186ZM206 182H207V180H206ZM211 182V184H212V181H210ZM28 183H29V181H28ZM44 183V182H43ZM58 183V182H57ZM60 183V182H59ZM199 183H201V182H199ZM38 184V183H37ZM36 184V185H37ZM61 184V183H60ZM103 184H105L104 182H103ZM110 184V183H109ZM190 184V183H189ZM194 184V183H193ZM207 184V183H206ZM46 185V184H45ZM59 185V184H58ZM62 185V184H61ZM106 185V184H105ZM199 185V184H198ZM202 185V184H201ZM201 185L199 186L200 188H202L201 187ZM60 186V185H59ZM65 186V187H66ZM100 186V185H99ZM109 186V185H108ZM190 186V185H189ZM207 186H210V183L207 185ZM64 187V186H63ZM111 187V186H110ZM191 187V186H190ZM196 187V186H195ZM198 187V186H197ZM205 187V186H204ZM203 187V188H204ZM52 188V187H51ZM50 188V189H51ZM94 187H92L91 189H93ZM96 188V187H95ZM123 188V187H122ZM177 188V187H176ZM192 188V187H191ZM210 188V187H209ZM35 189V188H34ZM91 189H89V191L91 190ZM99 189V188H98ZM117 189V188H116ZM120 189V188H119ZM193 189V188H192ZM198 189V188H197ZM206 189H207V187H206ZM42 190H46V188L45 189H42ZM55 190V189H54ZM88 190V189H87ZM111 190V189H110ZM199 190V189H198ZM197 190V191H198ZM204 190H205V188H204ZM212 190H210V191H212ZM6 191H9L10 193H12L13 195H14V199L16 198L17 199V201H19V203L20 204H18V203H16L15 204V202L16 201H14L13 202V204L11 203V201H13L14 199H10L8 196L10 195V193L8 194V196H5L6 194H5V192ZM49 191V190H48ZM53 191V190H52ZM66 191V190H65ZM97 191V190H96ZM114 191V190H113ZM182 191V190H181ZM200 191V190H199ZM43 192H45V191H43ZM56 192V191H55ZM108 192V191H107ZM205 192V191H204ZM36 193H37V191H36ZM87 193V192H86ZM93 193H94V191H93ZM185 192H183V194H184ZM192 193V192H191ZM194 193H196V192H194ZM194 193H193V195H194ZM45 194V193H44ZM115 194V193H114ZM197 194H199L198 192H197ZM208 194V193H207ZM211 194V193H210ZM37 195V194H36ZM49 195V194H48ZM86 195V194H85ZM88 195H90V194H88ZM12 196V195H11ZM38 196V195H37ZM41 196V195H40ZM91 196V195H90ZM187 196V195H186ZM209 196V195H208ZM46 197H48V196H46ZM67 197V196H66ZM75 197V196H74ZM87 197V196H86ZM118 197V196H117ZM194 197H197V196H193V198ZM199 197V196H198ZM39 198H41V197H39ZM73 198V197H72ZM192 198V199H193ZM52 199V198H51ZM57 199V198H56ZM64 199V198H63ZM77 199V198H76ZM79 199V198H78ZM195 199H197V198H195ZM194 199V200H195ZM11 200V201H10ZM41 200H43V199H41ZM55 200V199H54ZM60 200H62V199H60ZM93 200V199H92ZM96 200V199H95ZM126 200V199H125ZM189 200V199H188ZM197 200H199V198L197 199ZM39 201V200H38ZM46 201V200H45ZM51 201V200H50ZM67 201V200H66ZM76 201V200H75ZM79 200H77V202H78ZM91 201V200H90ZM196 201V200H195ZM211 201H212V199H211ZM65 202V201H64ZM39 203H41V201L39 202ZM199 203V202H198ZM15 204V205H14ZM20 205V207L19 206H16V205ZM34 204H35V207H33L34 206ZM42 204V203H41ZM49 204V203H48ZM78 204V203H77ZM78 204V205H79ZM196 204V203H195ZM43 205V204H42ZM59 205L60 204H58V206L57 207H59ZM91 205V204H90ZM95 205V204H94ZM106 205H108V204H106ZM211 205V206H210ZM55 206V205H54ZM66 206V205H65ZM40 207V206H39ZM44 207V206H43ZM75 207V206H74ZM90 207V206H89ZM89 207H87V208H89ZM77 208V207H76ZM78 208H79V206H78ZM81 208V207H80ZM81 208V209H82ZM91 208V207H90ZM112 208V207H111ZM187 208V207H186ZM42 209V208H41ZM51 209V208H50ZM62 209V208H61ZM60 209V210H61ZM85 209V208H84ZM114 209V208H113ZM190 209H191V207H190ZM192 209V210H193ZM40 210V209H39ZM78 210V209H77ZM56 211V210H55ZM63 211V210H62ZM65 211V210H64ZM87 211V210H86ZM46 211H44V213H45ZM88 212V211H87ZM87 212H84V213H87ZM115 212V211H114ZM192 212V211H191ZM39 213H41V212H39ZM38 213V214H39ZM57 213V212H56ZM78 213H80V211L79 212H77V214ZM81 213H83V212H81ZM37 214V215H38ZM88 214V213H87ZM75 215V214H74ZM79 215V214H78ZM77 215V216H78ZM84 215V214H83ZM93 215V214H92ZM41 216H42V214H41ZM44 216H45V214H44ZM47 216V215H46ZM51 216V215H50ZM60 216V215H59ZM89 215H87V217H88ZM79 217H80V215H79ZM182 217V216H181ZM192 217V216H191ZM40 218V217H39ZM44 218H46V217H44ZM43 218V219H44ZM37 219H38V217H37ZM41 220H42V218H40ZM79 219V218H78ZM181 219V218H180ZM40 220V221H41ZM45 221H46V219H44ZM164 220V219H163ZM192 221V222H193ZM43 222V221H42ZM47 222V221H46ZM186 222H187V220H186ZM194 222V223H195ZM40 223V222H39ZM52 223V222H51ZM191 223V222H190ZM45 224V223H44ZM50 224V223H49ZM195 224V226H197ZM46 225V224H45ZM48 225V224H47ZM53 225V224H52ZM73 225V224H72ZM82 225V224H81ZM171 225V224H170ZM51 226V225H50ZM80 226V225H79ZM38 227H40L39 225H38ZM43 226H41V229H45V228H42ZM48 227V226H47ZM73 227V226H72ZM178 227V226H177ZM185 227V226H184ZM186 228V227H185ZM199 228V227H198ZM36 229V230H35ZM40 229V230H41ZM48 229V228H47ZM88 229V228H87ZM175 229V228H174ZM42 231V230H41ZM54 231V230H53ZM163 231V230H162ZM194 231V230H193ZM192 231V232H193ZM198 231V230H197ZM37 232V231H36ZM87 232H89V231H87ZM42 233V232H41ZM57 233V232H56ZM90 233V232H89ZM193 233H195V232H193ZM202 233V232H201ZM48 234V233H47ZM197 234V233H196ZM42 235V234H41ZM40 235V236H41ZM46 235V234H45ZM191 235V234H190ZM44 236V235H43ZM49 236V235H48ZM88 236V235H87ZM94 237V236H93ZM50 238V237H49ZM179 238V237H178ZM40 239V238H39ZM38 239V240H39ZM33 240H35V238H33ZM50 240V239H49ZM180 240V239H179ZM13 241H14V243H15V246H14V248L15 249H12V250H9V249H11L12 248V245H14V244H12L13 243ZM55 241V240H54ZM57 241V240H56ZM12 242V243H11ZM177 242H178V240H177ZM84 243V242H83ZM12 244V245H11ZM36 244V242L34 243V245ZM39 244H41V243H39ZM38 245V244H37ZM58 245V244H57ZM83 245V244H82ZM174 245V247H175V244H173ZM8 246V247H7ZM36 246V245H35ZM34 246V247H35ZM9 247H11V248H9ZM60 247V246H59ZM89 247V246H88ZM43 248V247H42ZM35 249H38V248H35ZM66 249V248H65ZM45 251V250H44ZM43 251V252H44ZM86 251H87V249H86ZM39 252V249L37 250V253ZM46 252V251H45ZM44 252V253H45ZM72 252V251H71ZM90 251H88L87 253H88V255L87 256H89L90 255V253H89ZM40 253V252H39ZM44 253H43V255H44ZM48 253V252H47ZM46 253V254H47ZM51 252H49V254H50ZM59 253V252H58ZM45 254V255H46ZM60 254V253H59ZM72 254V253H71ZM165 254V253H164ZM53 254H51V257L53 258L54 257V255L52 256ZM161 255V254H160ZM47 256V255H46ZM61 256V255H60ZM39 257H41L40 255H39ZM64 257V256H63ZM67 257V256H66ZM94 257H95V255H94ZM153 257V256H152ZM42 258H43V256H42ZM46 258V257H45ZM52 258L50 259V255H49V258L48 259H45L47 262H49L48 260H51V263L50 264H53L52 262H55L54 260L52 261ZM55 258V257H54ZM53 258V259H54ZM84 258L86 259L87 257H85L84 256ZM84 258H83V260L82 261H84ZM44 259V258H43ZM89 260H87V262L89 261L90 262V257L88 258ZM105 259V258H104ZM56 260V259H55ZM64 260V259H63ZM77 261V260H76ZM82 261H81V264H84V263H82ZM58 262V261H57ZM70 262V261H69ZM73 262V261H72ZM79 262H80V258H79ZM99 262V261H98ZM134 262V261H133ZM133 262H132V264H133ZM137 262V261H136ZM48 263V264H49ZM56 263V262H55ZM54 263V264H55ZM93 263V262H92ZM91 263V264H92ZM113 263V262H112ZM122 263H124V262H122ZM126 263H129V262H126ZM126 263H124V264H126ZM71 264H73V263H71ZM74 264H75V262H74ZM86 264H88V263H86ZM134 264H137V263H135L134 262Z\"/></svg>", "mask_w": 264, "mask_h": 264}]
</instances>
